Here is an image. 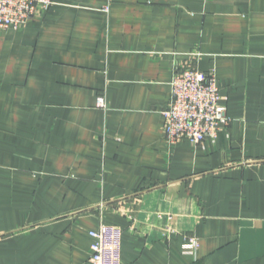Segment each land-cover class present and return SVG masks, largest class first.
Wrapping results in <instances>:
<instances>
[{"label": "crops", "instance_id": "crops-1", "mask_svg": "<svg viewBox=\"0 0 264 264\" xmlns=\"http://www.w3.org/2000/svg\"><path fill=\"white\" fill-rule=\"evenodd\" d=\"M185 67L229 122L168 145ZM100 224L121 264H264V0H53L0 29V264H91Z\"/></svg>", "mask_w": 264, "mask_h": 264}, {"label": "built area", "instance_id": "built-area-1", "mask_svg": "<svg viewBox=\"0 0 264 264\" xmlns=\"http://www.w3.org/2000/svg\"><path fill=\"white\" fill-rule=\"evenodd\" d=\"M52 4L53 0H0V29L17 30L42 17ZM221 100L213 71L190 67L176 70L170 81L167 107L161 111L167 144L187 139L197 145L206 138L214 139L229 122ZM96 106L105 109L103 97H97ZM122 233L121 227L106 224L88 231L92 238L91 264H121ZM197 246V240L189 237L184 249L191 253Z\"/></svg>", "mask_w": 264, "mask_h": 264}]
</instances>
